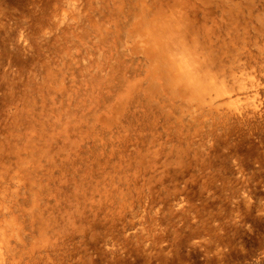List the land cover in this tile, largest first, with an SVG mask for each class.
<instances>
[{
  "label": "rangeland",
  "instance_id": "1",
  "mask_svg": "<svg viewBox=\"0 0 264 264\" xmlns=\"http://www.w3.org/2000/svg\"><path fill=\"white\" fill-rule=\"evenodd\" d=\"M237 1L239 17L205 6L198 25L262 100L264 0ZM126 3L0 0V211L22 228L19 264H264V114L167 128L128 100Z\"/></svg>",
  "mask_w": 264,
  "mask_h": 264
},
{
  "label": "bare ground",
  "instance_id": "2",
  "mask_svg": "<svg viewBox=\"0 0 264 264\" xmlns=\"http://www.w3.org/2000/svg\"><path fill=\"white\" fill-rule=\"evenodd\" d=\"M246 5L253 9L251 2ZM126 6L121 17L116 14L118 20L114 36L115 47L118 48L116 55L126 57L131 64L133 75L130 76L136 75L135 80L126 84L128 100H136L147 110L155 109L165 114L167 128L174 127L175 123L183 126L187 122L203 124L208 130L231 123L239 128L257 123V118L264 114V99L259 98L257 91L250 94L241 90L250 82V85L254 84V73L252 75L244 67L243 71L249 72L251 78H238L232 71L236 57L230 54L232 49H228L223 41L219 43L220 40L213 39L211 34L201 32L198 25L199 12L206 8H217L239 17L242 14L239 1L129 0ZM118 8L122 10V1ZM256 19L253 18L254 21ZM260 22L264 24V21ZM107 32H110V26ZM228 57H231L229 61ZM241 65L242 62L238 66ZM118 81L122 84L124 79L120 77ZM256 81L259 83L258 79ZM31 168L30 159L20 160L16 174H13L17 178L16 186L25 175L33 172ZM1 186L8 188L7 185ZM5 211H0V217L4 219L0 224V264H19L22 252L19 253L17 247L22 241V228L14 216L11 217L7 209Z\"/></svg>",
  "mask_w": 264,
  "mask_h": 264
}]
</instances>
